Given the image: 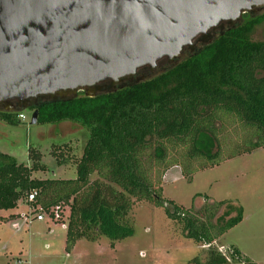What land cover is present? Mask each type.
Returning a JSON list of instances; mask_svg holds the SVG:
<instances>
[{
	"label": "trees",
	"instance_id": "obj_1",
	"mask_svg": "<svg viewBox=\"0 0 264 264\" xmlns=\"http://www.w3.org/2000/svg\"><path fill=\"white\" fill-rule=\"evenodd\" d=\"M263 18L264 12H242L239 21L215 30L208 42H197L171 63L138 71L114 89L92 96L77 90L74 95L40 97L14 110L0 107V119L10 124L29 107L37 109L35 122L67 120L86 133L79 154L72 158L73 177L32 175L62 164L67 152L74 151L68 143L63 152L56 147L61 142H51L47 162L41 160L40 149L30 145L27 163L0 151V209L23 202L33 212L52 215L54 205L62 210L66 206L60 218L64 248L69 250L78 238L94 241L105 236L112 244L130 235L127 213L134 200H146L162 206L181 234L204 248L203 259L193 255L186 264H253L235 246H223L221 252L216 242L240 220V205L205 198L198 206L182 207L162 197L160 177L177 165L189 179L192 168L211 166L221 155L264 147V40L250 37ZM224 119L235 121L242 133L222 136L215 122ZM31 190L35 195L27 200ZM223 205L227 209L222 212L234 211L224 219L219 213Z\"/></svg>",
	"mask_w": 264,
	"mask_h": 264
},
{
	"label": "water",
	"instance_id": "obj_2",
	"mask_svg": "<svg viewBox=\"0 0 264 264\" xmlns=\"http://www.w3.org/2000/svg\"><path fill=\"white\" fill-rule=\"evenodd\" d=\"M262 6L264 0H0V107L114 89ZM36 114L32 109L29 123Z\"/></svg>",
	"mask_w": 264,
	"mask_h": 264
},
{
	"label": "rangeland",
	"instance_id": "obj_3",
	"mask_svg": "<svg viewBox=\"0 0 264 264\" xmlns=\"http://www.w3.org/2000/svg\"><path fill=\"white\" fill-rule=\"evenodd\" d=\"M261 12H264V7L254 13ZM250 37L264 40V18L253 26ZM22 112L24 117L18 118L16 123L0 119V151L13 156L16 161L27 163V147L30 145L40 149L41 160L47 162L51 142H61L56 147L63 152L68 143L74 151H69L73 154L67 152L62 164L44 171H33L32 175L41 178L73 177L72 158L80 152L85 129L67 120L51 124L29 123L31 109L25 107ZM215 125L221 126L222 136L237 137L242 133L235 121L224 119L218 124L216 121ZM162 173V197L182 207L198 206L205 198L240 205V220L221 233L216 242L221 246H235L241 257L253 264H264L263 146L229 157L221 155L211 166L192 168L189 179L180 173L177 165ZM93 177L94 173L90 179ZM226 206L223 205L219 213L225 211ZM32 208L19 202L16 207L0 209V264H186L193 255L200 259L205 255L201 245L181 234L178 225L165 215L162 206L146 200H134L127 213L132 227L130 235L112 244L105 236L94 241L78 238L69 250L64 248L65 228L60 221L45 215L38 220L32 217L35 213ZM66 213L67 207L64 206L63 215ZM233 213V210L222 212V219ZM222 264L243 263L231 260Z\"/></svg>",
	"mask_w": 264,
	"mask_h": 264
},
{
	"label": "built area",
	"instance_id": "obj_4",
	"mask_svg": "<svg viewBox=\"0 0 264 264\" xmlns=\"http://www.w3.org/2000/svg\"><path fill=\"white\" fill-rule=\"evenodd\" d=\"M17 116L22 119L24 117V114H23V112H19V113H17ZM35 192H36L35 190H31L30 192H28L26 199L31 200L33 198V196L35 195ZM39 208L40 207H38V209ZM31 210L33 211L34 209L32 208ZM50 211L52 212V215H50L48 212L37 211L33 214L32 217L40 220L45 215V216L50 217L52 220H55V221L57 219H63V217L60 218V211H63L61 205H59V204L54 205L52 208H50ZM60 223H61V225H63V221H60ZM218 249L222 252L223 246L219 245Z\"/></svg>",
	"mask_w": 264,
	"mask_h": 264
},
{
	"label": "flooded vegetation",
	"instance_id": "obj_5",
	"mask_svg": "<svg viewBox=\"0 0 264 264\" xmlns=\"http://www.w3.org/2000/svg\"><path fill=\"white\" fill-rule=\"evenodd\" d=\"M263 8V6L262 7H260V8H256V9H252L250 12H258L259 10H261ZM249 13V12H248ZM159 65H161V63L160 64H158L157 66H159Z\"/></svg>",
	"mask_w": 264,
	"mask_h": 264
}]
</instances>
